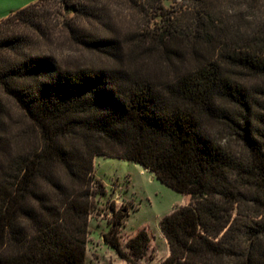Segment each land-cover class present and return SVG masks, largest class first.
Returning a JSON list of instances; mask_svg holds the SVG:
<instances>
[{"label":"trees","instance_id":"16d2710c","mask_svg":"<svg viewBox=\"0 0 264 264\" xmlns=\"http://www.w3.org/2000/svg\"><path fill=\"white\" fill-rule=\"evenodd\" d=\"M163 9L35 0L0 19V264H88L96 155L139 162L187 196L159 220L168 254L158 264H264V33L209 56L196 43L219 42L211 13L202 6L184 25ZM54 19L104 60L33 52ZM121 215L103 240L134 264L151 238L138 229L126 252Z\"/></svg>","mask_w":264,"mask_h":264},{"label":"rangeland","instance_id":"374dc122","mask_svg":"<svg viewBox=\"0 0 264 264\" xmlns=\"http://www.w3.org/2000/svg\"><path fill=\"white\" fill-rule=\"evenodd\" d=\"M32 1L35 0H0V19ZM161 3L165 16H170V19L179 17L184 25L191 24L189 17L202 6L211 13V19L216 20L215 25L220 30L219 42H213V47L203 41L196 43L197 50L209 56L217 57L218 49L222 46H244L247 34L260 37L264 33V0H161ZM57 22L56 19L52 20V32L49 30L47 37L38 39L33 52L53 55L63 64L104 60L95 53L84 52L75 46ZM153 22L162 23L158 17H154ZM186 30L192 32L193 29L190 27ZM181 59L188 65H193L197 60L188 47ZM152 60L156 61V58ZM242 81L251 89L258 88L257 84H263L258 78L246 76L242 77ZM1 102L6 103L7 100L1 99ZM10 108L14 110L12 106ZM92 176L94 190L98 193L91 198L86 263L131 264L120 258L103 240V234L107 232L110 223L121 213L119 237L122 248L129 252L125 240L138 229L145 228L151 238L149 249L142 258L132 259L134 264H158L168 254L159 220L176 207L184 205L187 196L165 185L152 171L130 159L96 155L93 159Z\"/></svg>","mask_w":264,"mask_h":264},{"label":"crops","instance_id":"0c3cea01","mask_svg":"<svg viewBox=\"0 0 264 264\" xmlns=\"http://www.w3.org/2000/svg\"><path fill=\"white\" fill-rule=\"evenodd\" d=\"M33 2V1H32Z\"/></svg>","mask_w":264,"mask_h":264}]
</instances>
